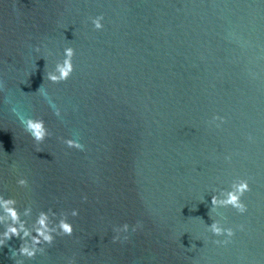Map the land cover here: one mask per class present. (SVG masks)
Segmentation results:
<instances>
[{"label": "water", "instance_id": "1", "mask_svg": "<svg viewBox=\"0 0 264 264\" xmlns=\"http://www.w3.org/2000/svg\"><path fill=\"white\" fill-rule=\"evenodd\" d=\"M238 178L245 213L220 203ZM0 196L57 230L32 258L13 236L0 264H264V0H0Z\"/></svg>", "mask_w": 264, "mask_h": 264}, {"label": "clouds", "instance_id": "2", "mask_svg": "<svg viewBox=\"0 0 264 264\" xmlns=\"http://www.w3.org/2000/svg\"><path fill=\"white\" fill-rule=\"evenodd\" d=\"M95 29L99 30L104 27L103 24V16H97L92 19ZM39 51V48H37ZM76 55V50L74 47H66L64 49V58L56 64V70L54 72H47L46 78L53 82L59 83L62 81H67L70 76L75 71V65L73 63V58ZM42 94L44 90L39 89ZM61 114V110L59 108L56 109V115L59 116ZM218 120H222L223 118L220 116L215 117ZM24 125V131L31 135L34 141L37 144H42L46 138L49 136V129L47 127L46 121L43 118H35V117H27L25 120H22ZM67 145L70 148H76L83 150L85 145L77 140H67ZM28 181L26 179H21L19 181L20 184H26ZM251 191V185L247 179L238 178L231 187V189L227 193V197L220 201L225 206H231L237 209L240 213H245L248 210V205L244 202L242 197L245 193ZM84 199H87L85 196ZM0 200H3V204L0 205L4 209V214L8 218V223L5 226V230L0 233V246L6 245L7 242L13 237H19L23 243L21 244L19 249H16L14 255L25 256L28 258L34 257L38 251H43L41 245L43 243L52 244L56 238V228L54 226H50L48 224V214L47 211H41L38 218L36 219L34 226L29 227L28 222L26 220H21L20 213L18 208L16 207V202L12 198H4L0 196ZM217 198L215 196L212 197V204L215 206L217 204ZM72 215H79V209H73ZM142 225L137 223L135 227L132 228V231H136ZM129 225L128 223L124 224V230L127 231ZM241 229H243V225H240ZM74 225L67 219H62L59 221V231L66 236H71L74 232ZM210 231L216 236H223L226 234L228 238H231L235 235V230L232 227H223L218 222H213L210 225ZM129 237L127 235L124 236V239L127 240ZM115 241L121 239L120 235H117L113 238ZM217 244H227L229 243V239H225L223 241L216 240ZM16 264H20L19 261ZM70 264H75L74 259L70 262Z\"/></svg>", "mask_w": 264, "mask_h": 264}]
</instances>
